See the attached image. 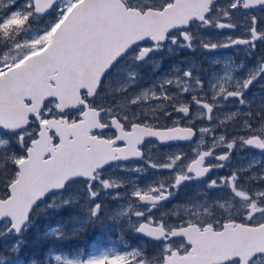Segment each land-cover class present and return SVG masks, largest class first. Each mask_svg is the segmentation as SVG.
<instances>
[{
	"label": "snow or ice",
	"instance_id": "1",
	"mask_svg": "<svg viewBox=\"0 0 264 264\" xmlns=\"http://www.w3.org/2000/svg\"><path fill=\"white\" fill-rule=\"evenodd\" d=\"M257 42L264 0H0V264H22L51 210L66 219L39 231L45 249L27 264H264V158L233 161L248 149L264 157ZM241 46L251 67L228 59L223 75L191 63L156 75L165 56ZM153 140L191 154L160 159ZM149 169L169 175L139 186ZM190 184L195 194L169 208ZM102 197L124 203L105 211ZM97 226L135 244L61 247Z\"/></svg>",
	"mask_w": 264,
	"mask_h": 264
},
{
	"label": "rangeland",
	"instance_id": "2",
	"mask_svg": "<svg viewBox=\"0 0 264 264\" xmlns=\"http://www.w3.org/2000/svg\"><path fill=\"white\" fill-rule=\"evenodd\" d=\"M207 36L209 38H211L212 42H215L214 38H217L213 33H211V30L209 31V33H207ZM220 37H218V41H223L224 38L220 39ZM157 59H159V58H157ZM228 59H231V53L228 51V49L226 50L223 48H219V49L213 50L212 52H205L202 49H197L195 51L184 50L182 52H179L178 54H176L173 57L165 56L163 59V63L161 64L160 68L156 70V75H159L161 72H168V71L173 70V66L186 67L187 63L194 64L200 70V74L202 76H204L205 78H207L208 75H211V74L217 73V72L220 73L221 75H223V68H224L223 62L228 60ZM215 60H219V61H221V63L215 64L214 63ZM142 75L144 77V79L142 81V86L147 87L148 81L153 78L151 67L145 68L143 70ZM189 98L190 97H186V99H189ZM167 121H169V126H170L171 120H167ZM167 121L162 120L161 123L164 124ZM228 131H229V133H231L232 129L229 128ZM153 143L156 144V147L153 148L152 151L160 159H163L165 154L177 151L178 149H182L183 151L191 154L192 145H189V144L172 145V146H159L156 142L153 141ZM147 147L148 146L146 145L145 148H147ZM251 154H255L257 159L264 158V157H261V154L259 152L255 151V150L248 149V150H246L245 153H239V152L233 153V161L234 162H242V157L250 159ZM129 166H132V165H129ZM110 171H112V170H110ZM115 174L118 176L119 175H128L127 173H122L119 169L115 170ZM216 174L226 175V174H228V172H227V169H225V170H219L218 173H213V175H216ZM132 175H133V178H135V174H132ZM152 175L167 178L169 173L167 171H163L161 173H155L154 170L149 169L148 173L144 176V178L139 181V186L143 187L145 181L147 179L151 178ZM197 187H198V185H196V184H190V185H187V186L181 188L178 195L172 200V202L168 205V207L171 208V207H173V205L181 203L184 200H186L188 197L193 196L195 194V189ZM130 190H131V185H128V187L126 189L121 188L119 191L121 192L122 195L127 191L129 193V196H130ZM102 199H104L106 202L105 211H108L114 207H117L119 204L124 203V201L113 202L110 197H102ZM55 212H56L55 210H51L50 214L47 217H43L44 218L43 222H42L43 218H41L38 221V226L36 228L32 229V231L28 234V236L29 235H37L38 236L39 231H42L44 228H46L48 224L55 225L57 222H63L64 220H61V221L58 220V218L54 214ZM97 228H100L99 230L102 231V233L104 234L103 235L104 239L101 240V243H99V245H96L95 241H93L92 245H91L92 246L91 249L86 248L87 252H92L95 249L120 247V244L117 243L115 236L119 237V235H122V234L130 235V237H132L133 244H135L133 234L128 232L127 230L121 232V230L119 228L114 227V226L111 228H102L100 226H97ZM105 242H107V243H105ZM108 242L115 244L116 246L114 247L113 245H111ZM79 249L86 252L84 250V248H79ZM116 249H119V248H116ZM30 257H32V256H30L29 254H25V253L19 254V259L22 262V264H27V260Z\"/></svg>",
	"mask_w": 264,
	"mask_h": 264
},
{
	"label": "trees",
	"instance_id": "3",
	"mask_svg": "<svg viewBox=\"0 0 264 264\" xmlns=\"http://www.w3.org/2000/svg\"><path fill=\"white\" fill-rule=\"evenodd\" d=\"M165 123L169 125L168 121ZM54 214L56 215L59 221L66 219L65 215H63L61 212L56 211ZM43 221H44V218L42 219V222ZM99 229L100 228H97V227L90 228L87 232L81 233V235L78 238L63 242L61 247L65 250L71 249V248L79 249L82 247L91 249L92 247L91 245L93 241H95L96 245H99V243H101V240L104 239L103 237L104 234ZM37 237H38L37 235H29L27 237L26 245L24 249L22 250L21 254L25 253V254H29L30 256H34V255L40 256L43 254V251L45 249V244L43 242H39ZM115 239L117 240V243L120 244V247H115L116 246L115 244L108 242L111 245H113L115 248L121 249L125 241L129 242V244H133L132 237H130V235L128 234H125V235L122 234V235H119V237L115 236Z\"/></svg>",
	"mask_w": 264,
	"mask_h": 264
},
{
	"label": "flooded vegetation",
	"instance_id": "4",
	"mask_svg": "<svg viewBox=\"0 0 264 264\" xmlns=\"http://www.w3.org/2000/svg\"><path fill=\"white\" fill-rule=\"evenodd\" d=\"M219 3H224V0H219ZM227 31V30H225ZM211 33H213L217 38H214L215 39V42L218 41V37L220 38H224V34H221L215 30H211ZM233 35H236V36H239L241 35V31H236L233 33ZM228 51L231 53V60H234L237 64H239L241 62V60H244V62L246 64H248L249 67L252 66V64L255 62V57H252V58H246L245 57V53L242 49V46L241 48H227ZM256 55L259 56V55H264V42H257V52H256ZM261 83H264V81H261ZM259 88H260V85L257 84L253 87L252 91L257 93L259 95ZM146 147V145H145ZM141 163V161L139 162H131L130 165H133V164H139ZM143 163V162H142Z\"/></svg>",
	"mask_w": 264,
	"mask_h": 264
},
{
	"label": "water",
	"instance_id": "5",
	"mask_svg": "<svg viewBox=\"0 0 264 264\" xmlns=\"http://www.w3.org/2000/svg\"><path fill=\"white\" fill-rule=\"evenodd\" d=\"M159 144V143H158ZM160 145V144H159ZM161 146H165V145H161ZM257 151H259V150H257Z\"/></svg>",
	"mask_w": 264,
	"mask_h": 264
}]
</instances>
